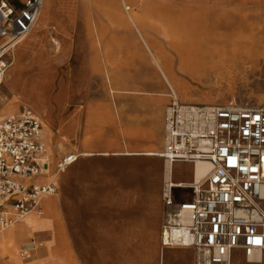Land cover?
Listing matches in <instances>:
<instances>
[{
	"label": "rangeland",
	"instance_id": "1",
	"mask_svg": "<svg viewBox=\"0 0 264 264\" xmlns=\"http://www.w3.org/2000/svg\"><path fill=\"white\" fill-rule=\"evenodd\" d=\"M7 1L20 4L22 0ZM145 3L139 30H145L156 48L173 59V66L177 63V52L165 36L188 34L186 26L193 22V15L208 20L212 34H224L227 50L233 44L239 54L233 64L226 60L207 65L206 75L200 78L179 74L178 98L182 102L264 106V0H146ZM141 8L138 3L131 4L129 11L141 14ZM91 27L96 29L90 31ZM97 33L103 42L112 46L104 51L105 65L98 72L104 78L100 102L111 104L119 112H134L114 114L118 141L121 143L126 137L120 126L122 121H128L131 130H143L141 113L148 108L150 135L146 138L151 141V149H155L151 132H157L162 148L163 116L170 101V90L166 88V101L160 110L161 123L156 127L155 108L137 93L141 88L130 84L139 81L144 74L154 78L158 73L123 3L119 0L114 3L44 0L35 29L7 55L9 67L0 86V117L27 108L41 118L50 168L47 174L51 168L58 173L53 194L57 198L61 236L56 246H51L47 229L53 227L52 219L44 209V215L32 222L43 231L34 232L32 238L30 229L25 227L16 238L18 259L15 264H206L191 248L161 250L158 223L159 218L162 223L160 193L165 181L162 158L142 154L83 156L78 153L80 111L86 100L95 98L97 72H90L93 78L80 80L79 72L73 77L71 67L75 53L99 47ZM107 71L113 72L115 78L107 79ZM122 80L125 85L118 84ZM148 90L157 93L155 87ZM12 104L14 111L8 115L4 110ZM130 138L139 141L143 135ZM69 153L79 156L59 170L58 161ZM177 163L172 168V179L190 181L194 165ZM174 194L188 198L190 190L176 188ZM12 229L17 235L20 232ZM52 249H56L58 255L51 254ZM0 264L12 262L9 256H4L0 257Z\"/></svg>",
	"mask_w": 264,
	"mask_h": 264
},
{
	"label": "built area",
	"instance_id": "2",
	"mask_svg": "<svg viewBox=\"0 0 264 264\" xmlns=\"http://www.w3.org/2000/svg\"><path fill=\"white\" fill-rule=\"evenodd\" d=\"M44 0L20 4L0 0V86L7 55L34 28ZM41 118L31 109L0 117V227L25 214L43 212L40 198L53 183L35 178L49 167ZM78 154L62 157L65 169ZM176 162L209 163L205 177L189 186L161 187V250L191 248L206 264H249L264 252V106L182 102L170 92L163 118V148L157 154ZM190 190L176 197L174 190ZM259 255L258 258L253 256Z\"/></svg>",
	"mask_w": 264,
	"mask_h": 264
},
{
	"label": "crops",
	"instance_id": "3",
	"mask_svg": "<svg viewBox=\"0 0 264 264\" xmlns=\"http://www.w3.org/2000/svg\"><path fill=\"white\" fill-rule=\"evenodd\" d=\"M114 3L115 0H108V2ZM83 3H88L89 0H82ZM93 28H90V31H93ZM96 31V30H95ZM96 43L99 47L94 46L89 51L83 52H77L75 53L76 57L73 58L72 61V71H73V77H77V72L80 74V80L93 78L90 72L95 70L97 74L95 75V81H96V93L94 100H86L85 105L80 111V125H79V149L80 152L79 155L83 156H113V155H136V154H142V155H153L157 156V153H159L162 148L160 147L161 144V138L157 132L152 131L151 135L152 138L155 140L156 148H152L151 141L146 138L149 134V130L147 123H148V114L150 109L145 108V110L141 113L143 114V130L135 131L131 130L128 125V121L124 123L122 121L121 129L122 133L126 136L124 137L123 141L120 143L118 141V138L116 137L117 131V119L115 118L114 114H134V112L128 111H117L112 108L111 104H105L100 102L99 96L103 94V89H100L104 86V78L98 74V72L103 70L104 64V54L107 52L112 46L109 45L108 42H103L102 37L97 33ZM147 49V48H146ZM105 51V52H104ZM154 66V65H153ZM155 67V66H154ZM156 72L158 75H155L154 78L146 77L145 74L139 81H132L130 84L132 87H138L141 88L137 93L139 95H142L143 99L145 101H149V103L153 106V109L155 108V123L157 124L156 127L160 126L161 123V114L160 110L163 104L166 101V88L167 82L162 77L159 70L155 67ZM90 74V75H89ZM106 78L110 80L115 78V74L106 72ZM112 84V83H111ZM118 84L125 85L126 83L124 80L120 81ZM129 84V83H127ZM83 85V83H82ZM155 87L157 90V93H153L151 90H148V88ZM169 89V88H168ZM170 90V89H169ZM110 91H113L111 88ZM167 106V105H166ZM164 118V116H163ZM46 131V129H45ZM143 135V139L139 141H132L131 136H138ZM42 136H43V128H42ZM162 140H163V133H162ZM50 154H52V149L50 150ZM167 162L165 161V164ZM175 164H178L177 162ZM165 166V181L168 179V166L167 164ZM174 164L172 165L173 168ZM171 168V169H172ZM192 173V169H191ZM172 177V174H171ZM44 178V179H43ZM53 178V179H52ZM58 178L57 171H54L51 168V172L49 174H46L41 176L40 179L35 178V180L39 183H46V182H52L53 184H56V180ZM43 181V182H42ZM192 181V178L190 181H181L185 183H189ZM176 182V181H175ZM180 182V181H177ZM160 201H161V195H160ZM49 202L53 204V207H50L51 212L53 210H56L57 213L52 212L54 214H57L56 217H53L54 219L50 221L51 225H54V227L58 230H60L59 222H58V210H57V198L53 194L51 195V198L49 199ZM50 212V213H51ZM163 215L162 207L160 211V217ZM55 221V222H54ZM54 222V223H53ZM32 224V222L27 221L26 227H29ZM161 220L159 218L158 223V240H159V230H160ZM36 228H38L37 231H41V227H38L36 224ZM108 227V226H107ZM52 228H48L47 232L51 231ZM43 231V230H42ZM41 231V232H42ZM24 231H20L18 235H21ZM34 237V234H33ZM255 264H264V254L261 256L260 261L254 262Z\"/></svg>",
	"mask_w": 264,
	"mask_h": 264
},
{
	"label": "bare ground",
	"instance_id": "4",
	"mask_svg": "<svg viewBox=\"0 0 264 264\" xmlns=\"http://www.w3.org/2000/svg\"><path fill=\"white\" fill-rule=\"evenodd\" d=\"M119 1L123 3L129 19L137 28L138 33H139L142 41L144 42L146 48L148 49L152 64L159 70L162 77L166 80L167 86L170 89V92L174 93L177 97H178V91H180V86H181L180 82L178 80L179 74L189 76V77H199L200 78V76L206 75V72L204 71L205 67L211 63L228 60L229 63L233 64V63L238 61L239 54L237 53L233 44H232L231 49L229 51L227 50L226 46L224 45V43L226 41L225 35L218 33V32L216 34H212V32L209 30V26H208L209 23L207 22L208 20L206 21L204 18L193 15L194 18H193V20H192L193 22H191V24L188 23L189 21L185 20L188 23L186 26V31H188V34L181 35V36H172V35H166L165 36L170 41V47L173 48L177 52V63L175 66H173V59L169 58V56L166 53H164L162 49L156 48L155 43L153 42L152 38H150L145 33V30H144V32L139 30V24H140L142 18L144 17V14L146 11V6H145L146 0H119ZM183 1L188 2V0H183ZM136 3L140 4L142 7L141 8V14L129 11L130 5L131 4L133 5ZM43 5H44V3H43ZM223 7H224V5H223ZM42 8H43V6H42ZM211 10H212V8H211ZM40 13H41V11H40ZM39 16H40V14H39ZM206 17H208V16H206ZM228 22H229V20H228ZM211 24H212V22H211ZM35 27H36V25L29 32L28 35L31 34V32L35 29ZM28 35H26V36H28ZM200 35H202V36H200ZM238 37H242V36L239 35ZM232 41H233V39H232ZM214 60H217V61H214ZM217 66H219V65H217ZM211 71H213V70H211ZM222 75H224V74H222ZM14 108L15 107L12 104V105L8 106L4 110V112L8 113V115H9L11 112L14 111ZM166 164L168 166V175H169L167 182H171L172 186H175V187L189 186L188 185L189 183L200 182L205 177V175L207 174L209 167H210L209 163H207L205 161H198V162L194 163L193 164L194 166L192 169V181L189 183H185V182H181V181L175 182L171 177V174H172L171 168H172L173 164L170 165L169 162H167ZM49 169L50 168H48L46 171H44L42 175L37 176L36 177L37 181H38V179L41 178V176L44 177V175L47 174ZM46 183H52V182H46ZM46 183H43V184H46ZM51 195H53V194L44 195L40 198V204L43 208V212L41 214H38L35 210H32L31 212L25 214L23 217L16 220L14 223H12L7 228H1L0 227V257L9 256L12 264H15L17 262L18 257H17V249L15 248V240L17 237H19V235L14 233L15 231L12 228L17 229L19 231L24 230V228L27 225V221L33 222V220H36L38 218V216L44 215V209H45L47 215L49 216V218H51L53 220L54 219L53 217H56L57 214L52 213V212H55L56 210H53L51 212V209H50V207H53V204L49 202ZM55 213H57V211ZM28 228L30 229V235L32 236V238H34L33 234H34V232H37L38 229H36V227L33 224H31ZM50 235H51L50 241L52 244L51 246H53V245L56 246V244L58 243V239L61 236L60 230L56 229L53 225V227L50 231ZM46 238H48V237H46ZM50 253L55 255V256L58 255V252L56 249H52ZM258 257H259V255L253 256L254 259L258 258Z\"/></svg>",
	"mask_w": 264,
	"mask_h": 264
}]
</instances>
